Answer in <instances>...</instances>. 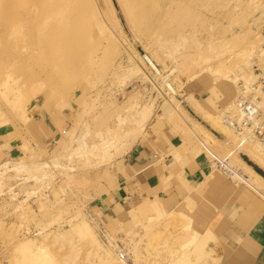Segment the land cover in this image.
Wrapping results in <instances>:
<instances>
[{"label": "rangeland", "instance_id": "obj_1", "mask_svg": "<svg viewBox=\"0 0 264 264\" xmlns=\"http://www.w3.org/2000/svg\"><path fill=\"white\" fill-rule=\"evenodd\" d=\"M263 7L264 0H0V264H123L121 253L128 264H198L176 211L109 236L114 246L96 200L156 118L180 122L217 174L238 182L264 176V143L224 120L236 116L240 96L253 98L264 119ZM199 79L235 97L199 115L182 102L184 85ZM57 107L62 135L47 148L35 139L34 120L47 112L52 126ZM106 143L113 144L104 151Z\"/></svg>", "mask_w": 264, "mask_h": 264}, {"label": "crops", "instance_id": "obj_2", "mask_svg": "<svg viewBox=\"0 0 264 264\" xmlns=\"http://www.w3.org/2000/svg\"><path fill=\"white\" fill-rule=\"evenodd\" d=\"M184 88L182 102L195 111L201 107L199 115L216 112L235 97L232 88L208 80ZM56 112L52 126L47 112L46 119L34 120L41 126L39 134L35 125L29 127L41 146L49 148L62 135L63 114L59 107ZM212 162L208 153L187 141L180 122L152 120L120 158L113 185L96 200L94 210L104 231L123 238L142 221L172 217L176 211L192 238L188 255L198 264H264V176L238 182L217 174ZM148 205L157 212L145 211Z\"/></svg>", "mask_w": 264, "mask_h": 264}, {"label": "built area", "instance_id": "obj_3", "mask_svg": "<svg viewBox=\"0 0 264 264\" xmlns=\"http://www.w3.org/2000/svg\"><path fill=\"white\" fill-rule=\"evenodd\" d=\"M264 48V44H263ZM259 64L254 63L256 70H260ZM261 83H264V77L261 78ZM253 89H256L254 87ZM257 100V98H256ZM237 108V114L234 118L230 116H226L224 118L225 122L232 127L239 135L244 134L245 132H250V134L255 135L261 142L264 143V119L262 115L261 108L254 102L253 98H245L244 96H240L235 103ZM224 162L219 160L215 161L216 166L227 176H231L230 171L226 169L223 165ZM225 163L227 161L225 160ZM121 258H125V254H120Z\"/></svg>", "mask_w": 264, "mask_h": 264}, {"label": "bare ground", "instance_id": "obj_4", "mask_svg": "<svg viewBox=\"0 0 264 264\" xmlns=\"http://www.w3.org/2000/svg\"><path fill=\"white\" fill-rule=\"evenodd\" d=\"M264 8V7H263ZM263 14H264V12H263ZM261 16V15H260ZM263 16V15H262ZM259 18V17H258ZM262 18V17H261ZM256 20V19H255ZM261 20V19H260ZM257 21V20H256ZM259 22V21H258ZM262 22V21H261ZM264 22V21H263ZM182 50H184V49H182ZM263 54V53H262ZM185 58V57H184ZM182 59V58H181ZM186 59H187V57H186ZM190 59V58H189ZM148 60H149V62L151 63L150 64V66L152 65L156 70H159L157 67H156V65L154 64V62L152 61V59H150V58H148ZM188 60V59H187ZM186 60V61H187ZM184 62H186L185 61V59L183 60ZM191 63H192V61H190ZM187 65H188V63H186ZM182 65V63L180 64V66ZM184 65V64H183ZM191 66V65H190ZM186 67V66H185ZM152 68V67H151ZM181 68H182V66H181ZM183 69H184V66H183ZM182 71V70H181ZM157 72V71H156ZM165 82H167V81H165ZM166 84V83H165ZM167 85V84H166ZM168 88L171 90V91H173V93L175 92V88L170 84V83H168ZM165 95V94H164ZM166 98H168V97H166ZM192 100H194V99H192ZM172 100H170V102H171ZM191 101V100H190ZM192 102V101H191ZM151 108V107H150ZM197 108V107H196ZM177 109V108H176ZM199 109H201V108H199ZM198 108H197V111L199 110ZM148 110V109H147ZM199 111H201V110H199ZM145 114V116H144V118H143V120H145V121H142L143 123L144 122H146L147 121V118H148V116L150 115V112L148 113L147 111L144 113ZM138 122V121H137ZM137 122H136V124H137ZM141 122V121H140ZM142 123V124H143ZM140 125H141V123H139ZM137 127V126H136ZM137 129V128H136ZM135 130V129H134ZM138 131V130H137ZM133 132V131H132ZM135 132V131H134ZM131 133V132H130ZM134 134V133H133ZM137 134V133H136ZM135 135V134H134ZM128 136V135H127ZM1 138L2 137H4L3 135L2 136H0ZM85 137H87V136H85ZM118 137V136H117ZM129 137H131L130 135H129ZM133 137V136H132ZM136 138H137V136H136ZM74 139V138H73ZM83 139H85V138H83ZM83 139H80V140H83ZM134 138H132V140H133ZM119 140V139H118ZM127 140H129V139H127ZM131 141V140H130ZM86 142V141H85ZM112 142H114V140L112 141ZM82 144L84 143V142H81ZM133 143V141L131 142V144ZM85 144V143H84ZM83 144V145H84ZM111 144H113V143H106V144H104L103 146H100L102 149H104V147L106 146V147H109L108 145H110L111 146ZM125 144V143H124ZM123 144V145H124ZM122 145V146H123ZM127 145H130V143L129 144H127ZM129 147V146H128ZM126 148V147H125ZM124 148V149H125ZM106 149V148H105ZM105 149H104V151H105ZM108 149V148H107ZM124 149L122 148V150L124 151ZM127 149V148H126ZM93 150V149H92ZM108 150H110V147H109V149ZM103 151V150H102ZM101 151V152H102ZM122 151V152H123ZM128 151V150H127ZM81 152V151H80ZM105 154H107L106 152H104ZM119 153H120V151H119ZM68 154V153H67ZM109 154V153H108ZM121 154V153H120ZM91 155V154H90ZM81 156V155H80ZM101 156V155H100ZM68 157H70V160H71V155H69ZM67 157V158H68ZM97 157V156H96ZM77 158V157H76ZM69 161V160H68ZM82 162V161H81ZM57 163V162H56ZM98 163V162H97ZM57 164H59V163H57ZM231 172V171H230ZM259 174V173H258ZM47 175V174H46ZM261 175V174H260ZM43 176H45V175H43ZM47 177V176H46ZM238 177H240V175H238ZM45 178V177H44ZM46 179V178H45ZM161 208V207H160ZM156 207H154L153 208V206H151V205H148L147 206V208L145 209V211H149L150 210V212L151 213H154L153 211H155V212H157L156 210ZM159 211V210H158ZM150 215H153V214H150ZM149 219V218H148ZM150 219H152V217H150ZM149 221V220H148ZM145 227L147 228L148 227V225L145 223ZM120 231V230H119ZM119 233V232H118ZM130 235V234H129ZM110 235H106V237L109 239V243H112V244H114V246H115V242H113L112 240H111V238L109 237ZM112 237V236H111ZM56 238H59V237H56ZM113 239V238H112ZM132 241V240H131ZM112 244H110L111 246H113ZM117 247V246H116ZM116 249V248H115ZM124 260V259H123ZM122 260V263L123 264H128L127 263V261L125 260V261H123ZM121 262V261H120ZM106 264V263H105Z\"/></svg>", "mask_w": 264, "mask_h": 264}, {"label": "water", "instance_id": "obj_5", "mask_svg": "<svg viewBox=\"0 0 264 264\" xmlns=\"http://www.w3.org/2000/svg\"><path fill=\"white\" fill-rule=\"evenodd\" d=\"M259 174H262V172L260 171V170H257V169H255Z\"/></svg>", "mask_w": 264, "mask_h": 264}]
</instances>
